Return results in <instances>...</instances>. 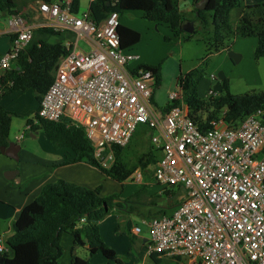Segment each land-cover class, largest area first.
Returning <instances> with one entry per match:
<instances>
[{"label":"built area","instance_id":"1","mask_svg":"<svg viewBox=\"0 0 264 264\" xmlns=\"http://www.w3.org/2000/svg\"><path fill=\"white\" fill-rule=\"evenodd\" d=\"M94 1L74 13L70 0H37V20L9 15L11 41L0 57V77L15 66L35 28L71 32L34 122L65 119L81 128L106 169L114 163V148L124 147L139 125L148 127L155 159L130 177L156 183L161 193L177 190L178 203L146 222L147 254L187 257L192 264H264V111L231 122L223 114L197 122L178 85L167 110L153 109L154 72L130 65L139 56L121 47L117 11L100 21L89 17ZM78 40L89 49L79 48ZM216 93L209 87L207 96ZM131 232L141 230L135 226Z\"/></svg>","mask_w":264,"mask_h":264},{"label":"trees","instance_id":"2","mask_svg":"<svg viewBox=\"0 0 264 264\" xmlns=\"http://www.w3.org/2000/svg\"><path fill=\"white\" fill-rule=\"evenodd\" d=\"M112 1H115V5H106L107 0L91 2L89 17L100 21L110 11H117L119 15L123 13L121 0ZM145 1L147 3L142 9L143 18L165 24L173 38L185 42L194 38L202 40L211 53L221 49L228 50L227 42L233 37L252 36L257 39L253 51L255 59L264 57V2L243 6V0H208L203 9H196L195 3L200 0H191V16H187L179 8L178 0ZM12 3L13 0L5 1L2 9ZM79 6L80 0H70L72 12L77 13ZM238 8H242L241 14L234 21L232 13ZM188 20L194 21L196 25L191 33L182 29L183 23ZM118 33L122 48L131 47L140 40L138 31L121 24L118 26ZM67 37H72V33L58 32L48 27L35 28L15 66L0 77V96L9 95L15 90L32 89L39 102L53 80L59 57L67 52L62 44ZM144 67L154 72L158 85L159 64H144ZM202 71L200 67H195L180 74L176 80L182 100L188 106L190 116L197 122H201L203 118L207 122L220 114L231 122L257 110L264 111V91L232 94L228 90L226 78L217 81L222 87L220 92L200 98L197 85L202 78ZM177 103L178 100L172 104ZM170 105L168 103L163 109L167 110ZM11 115L0 104V147L7 146L10 142ZM35 117L36 114L26 120L31 132L43 129L55 148L69 147L73 151V157L66 163L84 162L118 182L125 181L134 172L124 160L126 145L114 148V163L106 169L94 158L91 145L81 128L69 124L65 119L53 122L38 118L34 122ZM154 159V152L149 150L138 157V167L144 168ZM100 189V186L88 189L63 179L45 184L35 199L25 205L12 222V234L6 239V249L0 251V264H59L58 259L62 254L60 240L64 231L72 235L70 264H90L87 259L75 254L78 246H84L90 256L101 253L105 259L113 262L110 264H124L116 252L104 243L99 233V223L110 211L112 199L100 196ZM165 192L170 194V190ZM177 203L178 201L172 207ZM149 256L159 263L163 254L153 253Z\"/></svg>","mask_w":264,"mask_h":264},{"label":"rangeland","instance_id":"3","mask_svg":"<svg viewBox=\"0 0 264 264\" xmlns=\"http://www.w3.org/2000/svg\"><path fill=\"white\" fill-rule=\"evenodd\" d=\"M5 1L7 0L1 2L0 10H3L2 5ZM258 1L259 3L264 2V0ZM87 2V0H81L79 9H84ZM146 3L145 0H121L124 10L119 15V22L124 21L140 33V40L136 44L124 48L125 53L139 56L138 60L131 62L130 65L159 64L160 66V81L153 90L151 101L153 109L165 108L170 102V93L177 91V77L195 67H200L203 70L202 78L197 85V93L200 98L207 97L209 87L214 88L217 85L219 72H222L227 79L228 90L232 94L264 91V57L255 59L253 55L256 37H233L227 42L228 50L221 49L209 53L202 40L194 38L185 42L173 38L165 24H157L143 18L142 9ZM235 15L236 13L233 12L232 17ZM77 45L84 51L89 49V45L83 40H78ZM228 51L239 54L241 58L235 62L228 56ZM211 74L215 75L216 79H211ZM5 102L12 113L10 136L14 135L16 138L18 133H24V137L18 140L19 145L24 139L28 143L21 145L23 149L18 155V159L0 155V163L1 159L7 160L6 162L22 171H30L33 169L35 161V159H31L33 156L31 152L37 150L36 147L42 150H56L57 148L47 138L43 129L31 132L23 125L25 115L35 107L32 89L19 91L6 98ZM32 134L34 137H31ZM149 134L148 127L139 125L133 137L126 144L123 151L124 160L128 167L133 168V171L140 168L137 164L138 157L149 150L153 152ZM68 152L73 155L70 150ZM0 173L4 176L1 166ZM63 173L65 181L88 189L100 186V196L112 198L110 211L99 223V233L104 243L111 247L125 264H188L187 257H181L178 260L170 256H162L161 261L156 263L147 255L149 241H143L147 239L146 222L155 217L160 210L173 209L172 205L178 201L177 190H170V194L161 193L160 186L156 183L148 182L147 185L142 181L141 184L133 180L132 177L118 182L85 165L66 166ZM117 202L119 205H116ZM7 211L9 212V210H0L1 233H4L3 230L11 223L7 218L1 219V217H7L5 216ZM135 226L141 230L137 235L131 232ZM66 233L68 232H65L60 240L62 254L58 259L59 264H69L70 261L71 241ZM75 254L87 259L90 264L113 263L111 260L105 259L101 253L90 256L84 246L76 247Z\"/></svg>","mask_w":264,"mask_h":264},{"label":"crops","instance_id":"4","mask_svg":"<svg viewBox=\"0 0 264 264\" xmlns=\"http://www.w3.org/2000/svg\"><path fill=\"white\" fill-rule=\"evenodd\" d=\"M1 2H3V0H0V4ZM254 4H261V3H259L258 0H243V6L254 5ZM178 5L181 11L185 12L187 16H191V8H192L191 0H178ZM86 6H88V2ZM241 10L242 8H238L234 11L236 13V15L233 17L234 21H236L237 18L240 16ZM13 13L21 14L26 21H34L40 17L37 11V0H13L12 4H9L3 10H0V57L10 47L12 32H11V26L8 23V18L9 15ZM120 24L137 31L136 28L127 25L126 23H124V21H120ZM19 91L21 90H15L9 95L0 96V104L6 110L10 111V108L6 105L7 103L5 102V99L8 98L9 96L15 95V93ZM34 99H35L34 109L24 117L23 125L26 128H27L26 120L28 118H33L38 109L39 102L36 99L35 95H34ZM31 137H34L33 134L31 135ZM9 141L15 142L16 144L18 143L19 145L18 139L15 138L14 135L10 136V131H9ZM27 143L28 141L25 139L22 143L20 142L22 146L23 144L27 145ZM21 145H19L20 147L18 150V155L21 154L23 149ZM36 149L37 150L31 152L33 155L31 159H35V161L33 162L34 167L30 171H22L13 164L6 162L7 160L1 159L0 166L4 171V176H2V173H0V210H9V212L8 211L5 212L6 213L5 216L7 217H1V219L7 218L8 222L11 221V223L3 230L4 233L0 232V245L5 246L7 237L12 234V222L17 218L21 209L35 199V197L39 194L41 188L47 183L55 182L58 179H64V173H63L64 167L85 165L86 167L96 169L95 167L86 164L84 162L66 163L65 161L70 160L74 155L73 151L69 147L57 148L56 150L53 149L42 150L38 147H36ZM68 150H70L73 153V155H71L68 152ZM0 155L3 154L0 153ZM10 175L13 176L11 178H6V176L8 177ZM171 211L172 209L168 211L160 210L156 213L155 216L161 214H168ZM65 232L68 231H64L62 235L65 234ZM66 234H68L70 241H72V235L69 232ZM144 240L146 241V239ZM69 251H70V247H69ZM163 256H169V255H163ZM170 257H173L178 260H180L181 258L174 256H170ZM187 263L189 264L190 261L188 260Z\"/></svg>","mask_w":264,"mask_h":264},{"label":"water","instance_id":"5","mask_svg":"<svg viewBox=\"0 0 264 264\" xmlns=\"http://www.w3.org/2000/svg\"><path fill=\"white\" fill-rule=\"evenodd\" d=\"M207 1L208 0H200V1L196 2L195 8L196 9H203L205 7V4ZM106 5H115V1H107ZM195 15H197V11L195 12ZM195 28H196V25H195L194 21H192V20H188V21L184 22L182 25V29L188 33L193 32L195 30ZM228 56L231 59H233L235 62H237L240 58L239 54H236L232 51H228ZM223 78H225L224 74L222 72H219L218 73V79L222 80ZM214 89L217 92H220L222 90V87H221V85L217 84L214 86ZM19 147L20 146L18 144H16L15 142H9V144L7 146H1L0 147V153L5 155V156H8L12 159H18ZM12 176L11 175L8 177L6 176V178H11Z\"/></svg>","mask_w":264,"mask_h":264}]
</instances>
